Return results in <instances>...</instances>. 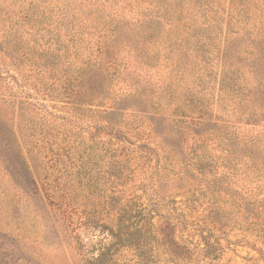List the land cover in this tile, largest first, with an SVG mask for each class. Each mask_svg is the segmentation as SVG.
Returning a JSON list of instances; mask_svg holds the SVG:
<instances>
[{
  "label": "rangeland",
  "instance_id": "1",
  "mask_svg": "<svg viewBox=\"0 0 264 264\" xmlns=\"http://www.w3.org/2000/svg\"><path fill=\"white\" fill-rule=\"evenodd\" d=\"M259 143L264 0H0V264H93L107 202L163 231L107 264H264Z\"/></svg>",
  "mask_w": 264,
  "mask_h": 264
},
{
  "label": "trees",
  "instance_id": "2",
  "mask_svg": "<svg viewBox=\"0 0 264 264\" xmlns=\"http://www.w3.org/2000/svg\"><path fill=\"white\" fill-rule=\"evenodd\" d=\"M201 61V60H200ZM199 111L201 107H198ZM25 109V108H24ZM25 112V111H24ZM25 116V115H24ZM201 121V120H200ZM23 134V132H22ZM23 142L25 144L28 143L27 138L23 135ZM252 143H257L259 139L257 137L252 138ZM259 149L264 152V145L261 147L260 143ZM23 147V146H20ZM41 145L37 143L34 147L30 148V153H32V158H34L35 166H40V172L45 171L44 161L42 159L43 150L41 149ZM44 166V168H43ZM55 194L50 195V198H55ZM57 197V196H56ZM70 204V203H69ZM73 204V203H71ZM105 208L102 211H62L63 214V226L64 230L67 233L66 242L70 245L72 250L77 251L80 249H84L85 251L91 253V257H88L90 263L93 264H107L105 263L108 257L112 256L115 252L119 251L122 247H125L129 244H135L137 240L143 242L140 238V234L142 231V227L153 226L154 223L147 220L146 217H142L141 219L137 218V215H133L136 209H131L128 206L121 204L119 206V210L116 214L110 212V203L107 202ZM74 216H77V220H75ZM154 231H158L160 226H153ZM101 233V237L97 238L95 241L94 238L97 237V233ZM173 243L172 245H175ZM177 247L185 248L190 251L186 245H181L177 242ZM97 250L98 252H94Z\"/></svg>",
  "mask_w": 264,
  "mask_h": 264
}]
</instances>
